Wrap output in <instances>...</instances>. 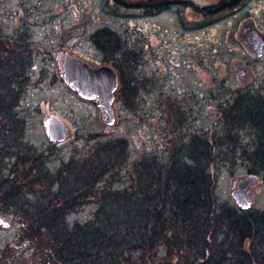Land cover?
<instances>
[{
  "label": "rangeland",
  "instance_id": "374dc122",
  "mask_svg": "<svg viewBox=\"0 0 264 264\" xmlns=\"http://www.w3.org/2000/svg\"><path fill=\"white\" fill-rule=\"evenodd\" d=\"M176 1L154 11L143 8L147 2L140 0H0V40L14 48L26 70L23 97L15 110L24 122L23 139L14 145L0 140L5 180L42 170L54 182L81 160L92 164L96 175L111 160L112 173L94 191L105 186L124 191L137 162L151 158L167 164L174 154L180 159L181 141L198 137L236 151L220 157L207 172L215 175L219 204L241 211L232 188L251 175L253 164L240 160L246 158L245 150L230 139L234 135L253 144L258 134L249 125L239 134L236 126L228 125L236 117L228 111L236 96L264 98V59L248 58L240 38L243 23L253 22L264 34V0H220L226 7L217 5L211 12L204 10L207 0ZM108 34L112 40L104 49ZM69 53L101 65L115 57L121 87L110 133L99 107L66 85L63 68ZM52 116L71 130L63 145L51 143L47 135L45 123ZM1 121L0 129L11 128L10 122ZM121 143L125 150L112 158V149ZM259 177L252 211L264 212V177ZM99 200H85L68 215V224L92 221ZM2 211L0 264H38L35 247L20 239L23 220ZM172 257L161 248L157 264H176Z\"/></svg>",
  "mask_w": 264,
  "mask_h": 264
},
{
  "label": "trees",
  "instance_id": "16d2710c",
  "mask_svg": "<svg viewBox=\"0 0 264 264\" xmlns=\"http://www.w3.org/2000/svg\"><path fill=\"white\" fill-rule=\"evenodd\" d=\"M112 36L104 39V49ZM13 51L0 40V120L11 124L10 129L1 127L0 140L14 145L25 131L15 110L23 97L26 70ZM232 104L228 112L236 117L228 125L238 132L249 125L258 139L247 144L233 135L230 142L245 150L247 156L240 160L253 164L250 173L264 177V98L236 96ZM185 141L179 144L180 159L174 154L167 164L151 158L137 162L130 185L117 192L107 186L94 191L112 173L111 160L96 175L94 166L81 160L54 182L42 170L5 180L0 167V208L23 220L20 239L35 247L38 264H157L161 248L176 264H264V212L221 206L215 175L207 172L220 157L236 151L221 141ZM119 149L125 150L122 143L110 156ZM89 198L100 199L93 220L71 227L68 215Z\"/></svg>",
  "mask_w": 264,
  "mask_h": 264
},
{
  "label": "water",
  "instance_id": "95a60500",
  "mask_svg": "<svg viewBox=\"0 0 264 264\" xmlns=\"http://www.w3.org/2000/svg\"><path fill=\"white\" fill-rule=\"evenodd\" d=\"M64 74L67 85L78 91L82 98L99 101L103 110V120L108 127H112L116 122L112 105L119 88V79L113 69L110 67L94 69L87 62L69 57L64 66ZM46 128L52 143L61 144L67 139L68 132L64 125L56 123L54 119ZM260 181L259 176L251 175L235 184L232 197L239 209L252 210L255 201L254 188Z\"/></svg>",
  "mask_w": 264,
  "mask_h": 264
},
{
  "label": "flooded vegetation",
  "instance_id": "af4514ba",
  "mask_svg": "<svg viewBox=\"0 0 264 264\" xmlns=\"http://www.w3.org/2000/svg\"><path fill=\"white\" fill-rule=\"evenodd\" d=\"M140 1L147 2V3H145V5H143V8H148L149 10L152 9L154 11L160 10L163 7H164L163 10L168 9V8L171 7V5H175L176 2H177L176 0H140ZM221 3L222 2H220V0H207V1H205L203 3L204 10L205 11H208V12H211L212 10H215L216 7H218ZM231 5H234V3H231ZM220 6H222L223 8L226 7L225 4L224 5H220ZM241 31H242V34H241L240 38L243 40L242 43H243V48H244V51L246 53V56L248 58L252 59V60H253V58L254 59H264V34L261 33L256 28V26H255V24L253 22H251V23H243L242 24ZM95 40H96V37H95ZM69 57L70 58H73V59L75 58V59L83 60V61L87 62L94 69H99V68H103V67H110L117 74L118 79H119V88H118L117 92L115 93V101H114L113 106H112L113 107V110H114V113L116 115V118H117V110H116V107L118 105L117 96H118V93H119V90H120V87H121L120 86V84H121V81H120L121 80V71H119V68H118L117 64L115 63L116 62L115 57H113V55L109 56L102 63L103 65L86 61L83 58L78 57V55L70 54V53L66 55L65 59H67ZM242 73H244V72L242 71ZM68 88L71 90V92L75 96L79 97L84 102L96 104L99 107L100 112H101V114L103 116V113H102L103 110L100 107V104H99V102L97 100H86V99H83L79 95L78 91L72 90L69 86H68ZM117 109H118V107H117ZM53 119L55 120L56 123L63 124L64 127H65V129L68 132L67 139L65 140V142H63L61 144V145H63V144H65L69 140L70 135H71V130L67 126V124L64 121L61 120V118L56 117V116L50 117L46 121L45 126L47 124H49ZM115 125H116V122H115ZM113 127H107L106 132L107 133H110L112 131V128Z\"/></svg>",
  "mask_w": 264,
  "mask_h": 264
}]
</instances>
